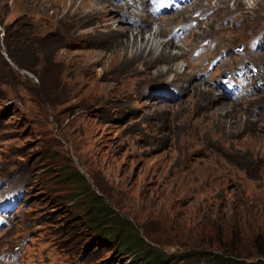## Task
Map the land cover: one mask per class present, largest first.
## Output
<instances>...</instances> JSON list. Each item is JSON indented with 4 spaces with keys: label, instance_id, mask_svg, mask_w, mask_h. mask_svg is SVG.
<instances>
[{
    "label": "rangeland",
    "instance_id": "rangeland-1",
    "mask_svg": "<svg viewBox=\"0 0 264 264\" xmlns=\"http://www.w3.org/2000/svg\"><path fill=\"white\" fill-rule=\"evenodd\" d=\"M166 1L0 0V264H145L94 236L102 203L155 264L255 260L264 0ZM216 225L222 246H198Z\"/></svg>",
    "mask_w": 264,
    "mask_h": 264
},
{
    "label": "trees",
    "instance_id": "trees-1",
    "mask_svg": "<svg viewBox=\"0 0 264 264\" xmlns=\"http://www.w3.org/2000/svg\"><path fill=\"white\" fill-rule=\"evenodd\" d=\"M67 176H69L70 179L73 178L74 172L68 173ZM234 199L235 201L239 200V203H241V205H244L247 203V196H244L243 194L241 197L239 195H236ZM103 206H106V205L104 203H102V206L99 205V209L96 210L94 213V215L96 216L95 218L99 217L98 218L99 221H94V220L89 221V225L94 230H96L94 236L98 238L100 241L107 240V241H112L114 243H117L120 246V248L125 252L138 253L139 258L141 260H144L145 264H151V263L155 264L156 260H159L157 259L159 254L152 251V249L147 245L146 239H143L142 235L137 233L138 231L134 228L133 224L132 223L127 224L125 222L118 221L116 217L111 218V221L105 222L104 217H100L103 215H100V214H99L100 216L98 215V212H100V209ZM207 219L209 220V217H207ZM225 220L229 222L228 219H225ZM225 220L222 222H225ZM246 223H248V220L244 219V221H242L239 224L238 229L232 228L233 231L231 233L232 235L231 237L235 236L234 233L236 235L238 234V237H239V233H243L244 231H246L247 229L245 230V228L243 229L244 231L241 229V226H243ZM105 224H107L108 227H105ZM212 234H214L215 236L214 243L207 242L208 236H207V233H205L204 236L202 235L201 238L198 239L199 240L198 243H200L198 246H204V247L222 246V237L226 234L224 226L221 225L220 227H218L216 225L215 228L213 229ZM249 237L252 238L251 243L253 247L255 248V253L253 255V258H255V260L247 261L248 259H244L243 255L232 254L231 252L225 251V250L218 251V252H215V251L205 252L206 250L203 247H202V253L205 254L207 258H209L207 260L209 264H264V236L261 233H259V225L256 226L254 232H250Z\"/></svg>",
    "mask_w": 264,
    "mask_h": 264
},
{
    "label": "bare ground",
    "instance_id": "bare-ground-1",
    "mask_svg": "<svg viewBox=\"0 0 264 264\" xmlns=\"http://www.w3.org/2000/svg\"><path fill=\"white\" fill-rule=\"evenodd\" d=\"M163 1H165V0H163ZM175 1H176L175 6L178 7V8H179V7H181V8L183 7V8H185L186 5H187V3H186V4H183V3L187 2V0H175ZM166 2H168V3L170 4V6H169L170 9H171V8H175L174 5H172L173 3L171 2V0H168V1H166ZM180 3H181V4H180ZM199 3H200V2H199ZM199 3H198V5H199ZM155 7H156V6H155ZM155 7L153 8L152 11H150V12L153 13V14H152L153 16H152V15H151V16L154 17V18H155V16H154V15H155V11H154V10H155ZM106 10H107V9H106ZM108 10H110V9H108ZM105 12H106V11H105ZM150 12H149V14H151ZM108 13H109V12H108ZM139 14H140V13H139ZM156 16H157V15H156ZM158 17H159V16H158ZM144 18H145V17H144ZM147 19H148V18H147ZM140 20H141V18H140ZM143 20H144V19H143ZM143 20H142V21H143ZM146 21H147V20H146ZM194 21H197V20H194ZM179 28H180V27H179ZM155 29H156V28H155ZM151 30L153 31L154 28H152ZM151 30H150V33L152 32ZM132 31H133V30H132ZM130 32H131V31H130ZM142 32H143V31H142ZM142 32L140 31V33H142ZM158 32H159V31H158ZM154 33H155V31L153 32V34H154ZM156 33H157V30H156ZM145 34H146V33H145ZM161 34H162V33H161ZM135 35H138V34H135ZM139 35H140V34H139ZM156 35H157V34H156ZM171 35H172L173 40L175 41V36H174L173 34H171ZM171 35H170V36H171ZM149 36H150V34H149ZM149 36H148V37H149ZM158 36H159V34H158ZM182 36H185V33H184ZM144 37H145V36H144ZM148 37H147V38H148ZM134 38H135V37H134ZM142 38H143V37H142ZM160 38H161V37H160ZM157 39H158V38H157ZM163 40H164V39H163ZM163 40H161V41H160V40H159V41H156L155 43L153 42V43H154L153 45H151V43H149L150 46H148V48H151V46H152V48H153L154 50H155V49H159V50L161 49L162 51L166 50L167 47H168V42H164ZM181 40H182V39H181ZM151 41H152V40H150L149 42H151ZM153 41H154V38H153ZM166 41H167V40H166ZM131 42H132V41H131ZM145 42H146V40H145ZM145 42H144V43H145ZM169 42H170V41H169ZM175 42H176V41H175ZM177 42H178V41H177ZM141 43H142V42H141ZM171 43H172V42H171ZM142 44H143V43H142ZM130 45H131V44H130ZM132 45H134V44H132ZM132 45H131V46H132ZM135 45H136V44H135ZM140 45H141V44H140ZM143 45H144V47H146L145 44H143ZM147 45H148V42H147ZM144 47H143V48H144ZM140 49H141V48H140ZM137 50H139V49H137ZM142 50H143V49H142ZM159 50H158V51H159ZM158 51H157V53H158ZM162 51H161V52H162ZM144 52H145V51H144ZM149 52H150V51H149ZM155 52H156V51H155ZM136 53H138V52H136ZM144 54H145V53H144ZM162 54H163V53H162ZM162 54H161V57L163 56ZM165 54H166V52H165ZM147 55H148V53H147ZM147 55H146V56H147ZM151 55H152V54H151ZM156 55H157V54H156ZM156 55H152V57H153V56H156ZM159 56H160V54H159L157 57H159ZM164 56H165V55H164ZM149 57H150V56H148V58H149ZM152 57H151V58H152ZM161 57H159V58H161ZM153 58H154V57H153Z\"/></svg>",
    "mask_w": 264,
    "mask_h": 264
}]
</instances>
